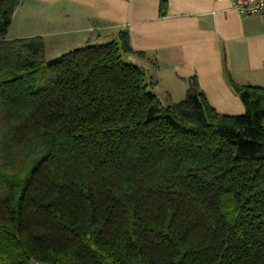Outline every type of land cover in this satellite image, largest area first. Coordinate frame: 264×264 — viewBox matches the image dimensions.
Returning <instances> with one entry per match:
<instances>
[{
	"label": "trees",
	"instance_id": "obj_1",
	"mask_svg": "<svg viewBox=\"0 0 264 264\" xmlns=\"http://www.w3.org/2000/svg\"><path fill=\"white\" fill-rule=\"evenodd\" d=\"M0 0V264H264V88L162 106L126 32L47 60Z\"/></svg>",
	"mask_w": 264,
	"mask_h": 264
},
{
	"label": "crops",
	"instance_id": "obj_2",
	"mask_svg": "<svg viewBox=\"0 0 264 264\" xmlns=\"http://www.w3.org/2000/svg\"><path fill=\"white\" fill-rule=\"evenodd\" d=\"M121 32L131 48L122 59L168 105L185 97L193 77L223 115L245 110L230 81L264 88V13L243 17L230 0H20L7 38H41L53 60Z\"/></svg>",
	"mask_w": 264,
	"mask_h": 264
},
{
	"label": "built area",
	"instance_id": "obj_3",
	"mask_svg": "<svg viewBox=\"0 0 264 264\" xmlns=\"http://www.w3.org/2000/svg\"><path fill=\"white\" fill-rule=\"evenodd\" d=\"M223 1V0H218ZM232 8L239 15L248 17L264 13V0H230Z\"/></svg>",
	"mask_w": 264,
	"mask_h": 264
},
{
	"label": "rangeland",
	"instance_id": "obj_4",
	"mask_svg": "<svg viewBox=\"0 0 264 264\" xmlns=\"http://www.w3.org/2000/svg\"><path fill=\"white\" fill-rule=\"evenodd\" d=\"M124 61H125V58H124ZM126 62V61H125ZM156 93V92H155ZM157 95V97H158V99H159V101L161 102V104H162V106H164V107H166L168 104H169V102H168V98L166 99L165 97H164V95H158V94H156ZM184 96L181 98L182 100H184ZM175 99V98H174ZM182 100H177V101H175V102H173V103H177V102H179V101H182ZM33 264H36V263H33Z\"/></svg>",
	"mask_w": 264,
	"mask_h": 264
}]
</instances>
